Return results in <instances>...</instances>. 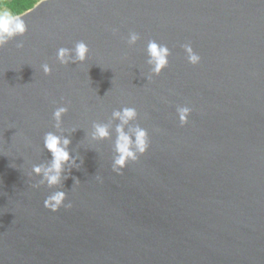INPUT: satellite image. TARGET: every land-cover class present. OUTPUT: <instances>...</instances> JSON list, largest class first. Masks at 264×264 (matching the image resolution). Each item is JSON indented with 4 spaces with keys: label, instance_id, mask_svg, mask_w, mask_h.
I'll list each match as a JSON object with an SVG mask.
<instances>
[{
    "label": "water",
    "instance_id": "obj_1",
    "mask_svg": "<svg viewBox=\"0 0 264 264\" xmlns=\"http://www.w3.org/2000/svg\"><path fill=\"white\" fill-rule=\"evenodd\" d=\"M17 14L28 31L0 49V264H264V0H38ZM152 39L171 56L149 80ZM81 40L86 62L61 65L56 50ZM125 106L139 114L125 131L139 124L150 145L117 174ZM95 123L109 139H92ZM49 131L79 165L57 212L31 173L51 163Z\"/></svg>",
    "mask_w": 264,
    "mask_h": 264
},
{
    "label": "clouds",
    "instance_id": "obj_2",
    "mask_svg": "<svg viewBox=\"0 0 264 264\" xmlns=\"http://www.w3.org/2000/svg\"><path fill=\"white\" fill-rule=\"evenodd\" d=\"M24 15L12 12L6 4V0H0V49L7 45L11 40L17 37L24 36L28 31V25L23 19ZM115 31V30H114ZM140 40V35L136 32L128 34L127 44L135 45ZM17 47H23V43H18ZM186 53V58L189 64L198 65L201 62V57L196 53L190 43L181 46ZM147 64L150 66V73L147 79L153 76H159L164 69L169 66V57L171 50L166 44H162L152 39L146 45ZM89 46L84 41H78L74 47H60L56 50V60L61 65L84 63L89 56ZM44 75H50L52 67L48 63L41 65ZM68 112L67 106H58L54 109L52 117L56 122L54 127L59 128L63 124V117ZM192 109L188 106H177L176 113L181 126L186 125L191 115ZM138 112L135 107H122L114 110L112 113L113 119H118L119 124L116 125V139L114 142L115 155L112 159V170L117 174H122L130 162H137L140 156L144 155L149 148L150 138L148 130L136 124L129 132L125 131V126L138 118ZM92 139L105 140L111 136L109 126L107 124H93ZM77 129L73 128L72 132ZM131 133V134H130ZM71 144L70 136L57 135L53 131H49L43 136V147L51 154V163L47 167L34 164L31 168V173L41 175L42 179L34 184L33 187L39 188L42 185H47L49 189H57L48 195L43 204L44 207L52 212H57L64 208H71V203L65 204L67 193L60 189L62 181L67 179L65 173V165H69L68 172L73 167L78 168L77 157H74L69 151ZM74 179V183H79ZM99 180L100 177H97Z\"/></svg>",
    "mask_w": 264,
    "mask_h": 264
},
{
    "label": "trees",
    "instance_id": "obj_3",
    "mask_svg": "<svg viewBox=\"0 0 264 264\" xmlns=\"http://www.w3.org/2000/svg\"><path fill=\"white\" fill-rule=\"evenodd\" d=\"M38 0H6L7 6L14 13H20L31 7Z\"/></svg>",
    "mask_w": 264,
    "mask_h": 264
},
{
    "label": "rangeland",
    "instance_id": "obj_4",
    "mask_svg": "<svg viewBox=\"0 0 264 264\" xmlns=\"http://www.w3.org/2000/svg\"><path fill=\"white\" fill-rule=\"evenodd\" d=\"M8 7V6H7ZM9 8V7H8ZM10 9V8H9Z\"/></svg>",
    "mask_w": 264,
    "mask_h": 264
}]
</instances>
